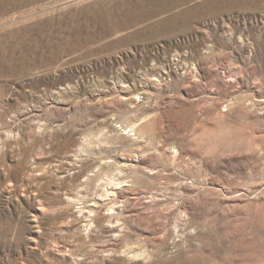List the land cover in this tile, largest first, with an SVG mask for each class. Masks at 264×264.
Returning a JSON list of instances; mask_svg holds the SVG:
<instances>
[{"label": "rangeland", "instance_id": "374dc122", "mask_svg": "<svg viewBox=\"0 0 264 264\" xmlns=\"http://www.w3.org/2000/svg\"><path fill=\"white\" fill-rule=\"evenodd\" d=\"M0 264H264V0H0Z\"/></svg>", "mask_w": 264, "mask_h": 264}, {"label": "bare ground", "instance_id": "6f19581e", "mask_svg": "<svg viewBox=\"0 0 264 264\" xmlns=\"http://www.w3.org/2000/svg\"><path fill=\"white\" fill-rule=\"evenodd\" d=\"M24 170H25V172H27L28 171V169L27 168H24ZM27 170V171H26Z\"/></svg>", "mask_w": 264, "mask_h": 264}]
</instances>
